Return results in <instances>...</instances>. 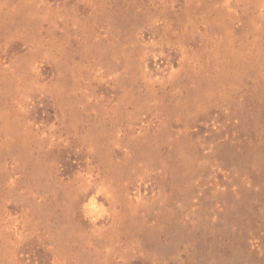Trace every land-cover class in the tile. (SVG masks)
<instances>
[{
  "label": "rangeland",
  "instance_id": "obj_1",
  "mask_svg": "<svg viewBox=\"0 0 264 264\" xmlns=\"http://www.w3.org/2000/svg\"><path fill=\"white\" fill-rule=\"evenodd\" d=\"M0 264H264V0H0Z\"/></svg>",
  "mask_w": 264,
  "mask_h": 264
}]
</instances>
